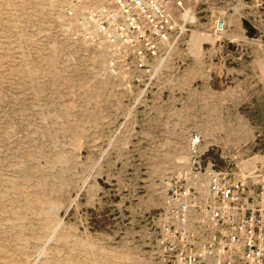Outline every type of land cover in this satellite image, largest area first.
I'll return each mask as SVG.
<instances>
[{"label": "rangeland", "instance_id": "obj_1", "mask_svg": "<svg viewBox=\"0 0 264 264\" xmlns=\"http://www.w3.org/2000/svg\"><path fill=\"white\" fill-rule=\"evenodd\" d=\"M64 1L0 0V264H179L174 182L264 166V0L211 3L221 33L202 0L168 2L178 28L140 82L103 75Z\"/></svg>", "mask_w": 264, "mask_h": 264}, {"label": "built area", "instance_id": "obj_2", "mask_svg": "<svg viewBox=\"0 0 264 264\" xmlns=\"http://www.w3.org/2000/svg\"><path fill=\"white\" fill-rule=\"evenodd\" d=\"M168 2L185 13L183 0H65L55 7L66 34L104 58V76L140 82L178 28ZM224 26L218 19L214 31ZM167 210L162 228L173 238L166 251L179 264H264V166L191 171L169 188ZM183 241L201 251L187 253Z\"/></svg>", "mask_w": 264, "mask_h": 264}, {"label": "crops", "instance_id": "obj_3", "mask_svg": "<svg viewBox=\"0 0 264 264\" xmlns=\"http://www.w3.org/2000/svg\"><path fill=\"white\" fill-rule=\"evenodd\" d=\"M216 1L217 0H202V12H203L202 19H204L205 21V22H202V26L214 25L216 23L217 20L215 19L216 18L215 14L218 11V8L216 6L211 5V3H214ZM244 1L248 2L250 0H244Z\"/></svg>", "mask_w": 264, "mask_h": 264}]
</instances>
